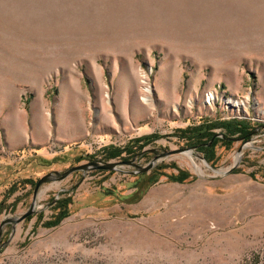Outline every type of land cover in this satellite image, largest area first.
I'll list each match as a JSON object with an SVG mask.
<instances>
[{
  "label": "rangeland",
  "instance_id": "1",
  "mask_svg": "<svg viewBox=\"0 0 264 264\" xmlns=\"http://www.w3.org/2000/svg\"><path fill=\"white\" fill-rule=\"evenodd\" d=\"M236 121L264 123V0H0V221L28 209L26 181L144 166ZM231 138L206 164L197 149L42 185L0 264H264V125ZM56 197L68 215L47 227Z\"/></svg>",
  "mask_w": 264,
  "mask_h": 264
},
{
  "label": "water",
  "instance_id": "2",
  "mask_svg": "<svg viewBox=\"0 0 264 264\" xmlns=\"http://www.w3.org/2000/svg\"><path fill=\"white\" fill-rule=\"evenodd\" d=\"M263 124L259 125L258 127H256L255 129H252L249 136L252 137L254 134H256V132L260 129L261 126H263ZM214 137H218V138H224V135L222 134H215ZM214 137L210 140V142L208 144H206V147H209L211 142L213 141ZM249 137V139L244 140L245 142H250L251 138ZM244 146V145H243ZM243 146L240 147L238 149V155L239 158L237 161L234 162L233 166L231 168H229L226 171H215L216 173H220V174H228L231 173L235 167L238 166L239 160H240V151L243 149ZM200 147V145H196V146H192L189 148H181V149H174V150H168V151H163L161 153H157L152 160H150L146 165L141 166L139 164L136 163L135 159H131V160H126V161H118V162H106V163H99V162H88V163H83V164H78L76 166H72L69 167L68 169H65L62 172H58V171H53L50 173H47L46 175L42 176L41 178H39L33 187V192H32V199H31V203L28 207V209L21 214L20 216L17 217H7L4 218L0 221V250L5 247L6 243H2L1 242V238H2V234H3V229L5 226L9 225L11 227V230L13 231L15 226L20 224L21 222H23L24 220H26L28 217L33 216L36 213V203H37V199H38V195L40 192V188L42 187V185L47 184V183H51V182H60L65 180L66 178H68L71 174L75 173V172H82L85 173L87 171H118V172H122V173H128L131 175H140V174H145L150 172L154 166L155 163L158 160H162L168 156L171 155H186V153L190 152L193 154L194 150H197ZM152 153H154V150H151ZM205 164L206 159L204 157L200 158ZM126 166V167H130L133 168L132 171H122L120 168ZM56 200H58V197H56L54 199V202H56Z\"/></svg>",
  "mask_w": 264,
  "mask_h": 264
},
{
  "label": "trees",
  "instance_id": "3",
  "mask_svg": "<svg viewBox=\"0 0 264 264\" xmlns=\"http://www.w3.org/2000/svg\"><path fill=\"white\" fill-rule=\"evenodd\" d=\"M215 126H219V127L224 128L226 130L227 134H225L224 138L220 139V138L214 137L215 134L212 132V129ZM190 129L191 128H188V129L184 130L183 132L186 133ZM251 130H252V127H250V125L248 123H245V122L236 121L235 124L234 123H219L217 125L209 124V125H207V127L205 128L203 133H201V135H199L200 141L198 140L197 145H200V147L198 149H200L202 151L206 161L211 162L212 157H208L206 153L209 152V150L212 149L216 145L217 140L224 142L226 145L230 144L231 141L234 140L233 138H231L233 136H236L239 139L247 140L250 137L249 134H250ZM213 137H214V139L211 142L212 144L209 147H206V144H208ZM114 156L115 155H113L112 157H114ZM189 176L190 175L188 173L180 171L179 175L174 177V180H176L178 182H183L186 179H188ZM26 183L32 184V186L34 187V184L32 183V181H26ZM13 189L14 188H12V190ZM69 203H70L69 197L58 199L56 201L55 207H54V210H56V213L54 215V219L50 222H46L45 225L47 227L55 226L62 220V218L66 217L68 215L67 207H68ZM31 218H32V216L28 217L27 220H29Z\"/></svg>",
  "mask_w": 264,
  "mask_h": 264
},
{
  "label": "bare ground",
  "instance_id": "4",
  "mask_svg": "<svg viewBox=\"0 0 264 264\" xmlns=\"http://www.w3.org/2000/svg\"><path fill=\"white\" fill-rule=\"evenodd\" d=\"M210 99H211V100H214L215 98H214L213 96H210ZM225 103H226V105H228V106H233L234 108L239 109V110H242V109L245 107V105H246L245 102H236V101H232V100H230V99H227V100L225 101ZM246 146H247V145H246ZM184 156H186L187 158L191 159V157H192V153L188 152V153H186V155H184ZM238 158H239V155H238V154L235 155V156H234V161H237ZM192 164L195 166V169L199 170V168L195 165V163H193V161H192Z\"/></svg>",
  "mask_w": 264,
  "mask_h": 264
},
{
  "label": "crops",
  "instance_id": "5",
  "mask_svg": "<svg viewBox=\"0 0 264 264\" xmlns=\"http://www.w3.org/2000/svg\"><path fill=\"white\" fill-rule=\"evenodd\" d=\"M88 207H90V206H88ZM92 207V206H91ZM136 207H137V211L139 210V202H137L136 203ZM143 208V204L141 205V208L140 209H142ZM92 209H94V210H101L102 208H98V207H93ZM107 209V208H106Z\"/></svg>",
  "mask_w": 264,
  "mask_h": 264
}]
</instances>
